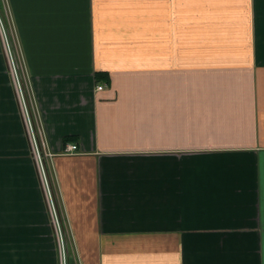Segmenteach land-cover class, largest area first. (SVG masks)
I'll use <instances>...</instances> for the list:
<instances>
[{
    "label": "crops",
    "instance_id": "obj_1",
    "mask_svg": "<svg viewBox=\"0 0 264 264\" xmlns=\"http://www.w3.org/2000/svg\"><path fill=\"white\" fill-rule=\"evenodd\" d=\"M0 19L59 203L55 224L0 39V264H62L57 228L66 264H264V0Z\"/></svg>",
    "mask_w": 264,
    "mask_h": 264
},
{
    "label": "built area",
    "instance_id": "obj_2",
    "mask_svg": "<svg viewBox=\"0 0 264 264\" xmlns=\"http://www.w3.org/2000/svg\"><path fill=\"white\" fill-rule=\"evenodd\" d=\"M0 36L3 40V43L5 45L6 48V55H7V61L8 64L10 66V70L12 72L13 77L15 78V86L17 88V91L19 93L20 96V100H21V109H22V114H23V118H24V122L26 125V129L28 132V136L30 139V143H31V148L33 150V154L37 163V167L39 168V172H40V176H41V181L44 187V191L46 193V197L47 200L49 202V208L51 209V213H52V217H53V222L55 224H58V219L56 218V216L54 215L55 211L53 210V206L50 203V195H49V187H48V183H47V179H46V175H45V169H44V165H43V156H42V151L40 148V144L37 140V136L35 134L34 128H33V124L31 121V117H30V113L25 105V99L22 93V88L18 82V76H17V70H16V64H15V60H14V56L13 53L11 51V49L9 48L8 45V38L5 32V29L3 27L2 21L0 19ZM98 91H102L103 87L100 86L97 88ZM79 152L78 147L74 144H68L66 145L65 149H64V153L68 154V155H75ZM57 228V227H56ZM57 234H58V239H59V252H60V257H61V261L62 264H66L65 263V249L64 247L61 245L60 241H61V232L59 230V228H57Z\"/></svg>",
    "mask_w": 264,
    "mask_h": 264
},
{
    "label": "rangeland",
    "instance_id": "obj_3",
    "mask_svg": "<svg viewBox=\"0 0 264 264\" xmlns=\"http://www.w3.org/2000/svg\"><path fill=\"white\" fill-rule=\"evenodd\" d=\"M4 24H5V26H6V28H7V24H6V22H5V20H4ZM7 33H9V32H7ZM8 45H9V48L11 49V51H12V53H13V56L15 57V59H17L16 58V54L14 53L15 52V44H14V40H13V38H12V36L10 35V33H9V35H8ZM0 39H1V41H2V44H3V48H4V55H5V57H6V59H7V55H6V48H5V45H4V43H3V40H2V38H1V36H0ZM22 81H23V78H22ZM21 88H22V93H23V96H24V99H25V105H26V107H27V109H28V111H29V101H28V98H27V94H26V90H25V87H24V83L22 82V86H21ZM21 111H22V109H21ZM22 117H23V114H22ZM23 120H24V118H23ZM25 123V122H24ZM26 126V125H25ZM41 151H42V149H41ZM32 152H33V150H32ZM33 156H34V154H33ZM43 159V165H44V169H45V175H46V179H47V183H48V187H49V195H50V203H51V205L53 206V210L55 211H58V213H59V203H58V199H57V195H56V192H55V189H54V184H53V178H52V176H51V174H50V171H49V168H48V166H47V164L45 163V161H44V157L42 158ZM38 168V167H37ZM39 169V168H38ZM38 172H39V170H38ZM39 174H40V172H39ZM41 177V176H40ZM42 182V181H41ZM45 192V191H44ZM45 195H46V193H45ZM46 203H47V206L49 207L50 205H49V202H48V200H47V197H46ZM60 217V216H59ZM60 243H62L61 241H60ZM65 249V248H64ZM58 250H59V248H58Z\"/></svg>",
    "mask_w": 264,
    "mask_h": 264
}]
</instances>
